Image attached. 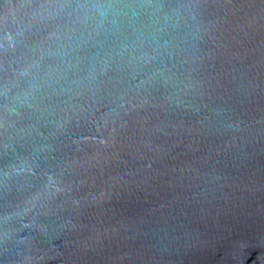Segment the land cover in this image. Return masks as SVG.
Masks as SVG:
<instances>
[{
  "label": "water",
  "instance_id": "water-1",
  "mask_svg": "<svg viewBox=\"0 0 264 264\" xmlns=\"http://www.w3.org/2000/svg\"><path fill=\"white\" fill-rule=\"evenodd\" d=\"M0 264H264V0H0Z\"/></svg>",
  "mask_w": 264,
  "mask_h": 264
}]
</instances>
